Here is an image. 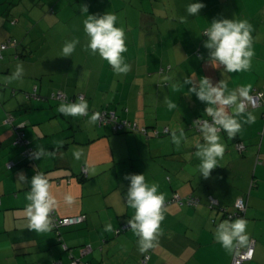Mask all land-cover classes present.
Returning a JSON list of instances; mask_svg holds the SVG:
<instances>
[{"label":"crops","instance_id":"crops-1","mask_svg":"<svg viewBox=\"0 0 264 264\" xmlns=\"http://www.w3.org/2000/svg\"><path fill=\"white\" fill-rule=\"evenodd\" d=\"M188 2L0 0V46L9 39L21 43L6 50L0 60V264H72V258L78 264H140L138 237L131 230L115 233L134 215L124 198L129 186L124 177L134 174H145L149 183L158 184L165 203L174 196L197 200L196 205L164 207L162 232L157 246L149 249V264H233L237 249L222 248L214 230L223 221L241 217L248 221L249 242L240 248L254 245L253 259L244 264H264V106L247 110L255 122L244 123L235 138L220 133L225 154L205 179L199 176L195 155L203 137L193 124L211 116L205 112L206 103L190 96L184 84L186 78L197 83L207 78L213 85L223 79L222 69L212 67L203 47L207 37L201 34L207 23L246 19L252 25L255 55L249 71L231 74L228 87L251 85L250 95L264 91V0H198L205 5L199 17L186 16ZM85 7L89 15H117V26L127 36L124 55L130 70L116 74L94 55L103 61L102 69L91 72L98 85L80 92L89 110L115 113L120 120L147 129L146 135L115 132L111 125L91 122L90 115L74 121L57 111L63 102L53 97L61 93L79 100L76 88L81 81L74 82L71 76L87 73L70 72L69 64L61 62L67 58L60 57L64 42L74 38L86 50ZM17 65L24 68L23 79L10 81ZM86 76L90 78V71ZM101 76L109 77L107 86H100ZM99 90L101 102H96ZM33 93L39 97H27ZM165 97L179 108L168 110ZM234 107L229 109L233 115ZM237 118L243 122L246 114ZM179 128H184L187 142L177 146L171 131ZM20 133L33 153L43 147L52 155L24 158L25 146L16 143ZM238 143L244 151L238 150ZM37 169L60 200L54 211L58 217H86L82 224L61 228V236L53 229L47 233L29 229L24 209L30 186L20 187L17 181L20 173L30 180ZM67 191L76 197L71 206L62 200ZM240 198L246 201V212L230 217ZM109 224L112 230L106 231ZM88 246L92 251L82 255Z\"/></svg>","mask_w":264,"mask_h":264},{"label":"clouds","instance_id":"clouds-1","mask_svg":"<svg viewBox=\"0 0 264 264\" xmlns=\"http://www.w3.org/2000/svg\"><path fill=\"white\" fill-rule=\"evenodd\" d=\"M205 5L198 0H189L185 12L187 17H199L200 11ZM86 14L83 21L84 32L87 36L86 48L91 54L99 56L106 61L116 74H126L130 66L126 62L125 53L127 48V36L123 27H118L116 14L106 12L103 15H89L87 8H82ZM184 19V18H181ZM207 39L203 41V47L208 51V62L213 68H221L223 79L213 85L204 78L201 82H194L191 78L184 80L185 86L191 95L206 103L205 112L211 116L208 120H197L199 131L203 137V143L197 144L195 155L199 158V176L207 179L213 170L218 167L219 161L224 157L225 144L221 141L220 133L223 131L229 138H235L241 133L243 124H252L256 117L247 111V102L253 107L256 99L250 95L251 85L241 86L229 90L228 81L232 79L231 74L242 73L250 70L252 58L255 55L253 49L252 25L246 19L237 21L229 19H213L207 23L202 34ZM80 44L78 38L65 41L60 57L71 58ZM24 76V68L17 65L16 70L11 74L9 80H21ZM168 110L178 109V104L165 97ZM234 107L235 115L229 109ZM57 111L65 118H73L74 121L90 114L89 103L86 99L80 98L75 102L60 103ZM243 122L237 117L244 116ZM101 114H91V122L100 119ZM171 141L180 146L187 142L184 128L171 131ZM45 148L41 147L32 154L35 160H41L51 156ZM77 159L80 153L74 154ZM129 182L126 196L127 206L134 210V215L127 221L130 230L138 237V245L141 253L147 252L157 246L158 238L161 235V224L165 219L164 205L165 195L159 191V185L149 183L145 174H134L124 177ZM25 183L30 186L27 192L29 203L24 209L29 221V229L37 233H47L53 228L51 214L60 206V200L52 191V184L43 172H38L30 180L23 173L18 174L17 184L24 187ZM65 205L71 206L75 203L76 197L71 191L62 194ZM65 220L64 223H69ZM248 221L244 218H237L234 221H223L215 227L214 239L222 248L231 252L234 249L243 247L249 242L247 232ZM111 231L109 224L105 228ZM253 251L249 248L246 257L251 259Z\"/></svg>","mask_w":264,"mask_h":264},{"label":"built area","instance_id":"built-area-1","mask_svg":"<svg viewBox=\"0 0 264 264\" xmlns=\"http://www.w3.org/2000/svg\"><path fill=\"white\" fill-rule=\"evenodd\" d=\"M13 44L15 45L16 42L14 41ZM6 49H7L6 44L1 46V51H4ZM2 58L3 57L0 53V59H2ZM251 96H253L256 99V104L253 107L251 104H248L247 102H245L247 104V110L257 109V108L264 106V91L263 92H261V91L255 92V93L251 94ZM27 97L28 98L35 97V93L27 95ZM58 97H59V99H63V95L61 93H59ZM80 98H84V97L79 96V99ZM100 114H101L100 119H99L100 124L101 125H111L112 129L115 132H119V133L140 132V133H143L145 135L148 134L147 129H145V128L140 129L136 123H132V122L127 121V120H120L115 113L101 112ZM211 119L212 118L196 119L195 121H197V120H200V121L208 120L209 122H211ZM12 121H13V118L11 116L8 117V122H12ZM195 121H194L193 127L196 131L200 132L199 131V125L196 124ZM166 132H167V130H166ZM154 135L157 136L158 131H154ZM16 143L25 146V151L23 153L25 157H32L33 150H31L28 147L29 142L24 139V134H21V133L18 134V138H17ZM237 148L241 152L245 150V146L242 143H238ZM11 167H12V165L10 166V168ZM86 174H87V170L85 168H83L82 175L86 176ZM173 203H179V204L186 203L188 205H196L197 200L195 198H189V199H186L184 201V199H182L178 196H174L170 201L165 203L164 207L169 206ZM246 208H247L246 201L243 198H240V199H238V201L235 204V212L229 216L230 217L242 216L246 212ZM51 216H52V224H53L54 229H59L61 227H67V226L82 224L86 220V217L84 215L83 216H76V217L60 218L55 214V212H53L51 214ZM65 220H69L70 222L64 223ZM128 230H130V226L128 225L127 222H125L119 229H117L115 231V233L117 235H119V234H121L125 231H128ZM249 248H251L253 251V255H252L251 259H248L246 257V253L248 252ZM91 251H92V248L90 246L85 247L83 252H82V255L88 254ZM150 256L151 255H150L149 250L147 252L143 253V256L140 260V264H149ZM253 256H254V245H249L245 249L237 248L235 255H234V259H233V264H244L245 262L252 260ZM78 263H79L78 259L72 260V264H78ZM53 264H63V263L61 261H56Z\"/></svg>","mask_w":264,"mask_h":264},{"label":"rangeland","instance_id":"rangeland-1","mask_svg":"<svg viewBox=\"0 0 264 264\" xmlns=\"http://www.w3.org/2000/svg\"><path fill=\"white\" fill-rule=\"evenodd\" d=\"M62 63H66L69 64L68 68L69 71L72 73H76L78 70H81V72L87 71V73L90 71V78L87 77V73H84L85 75H78V76H71L72 81H81V85L76 88V90H78L76 92V97L78 96H85V94L83 92H80L82 89L81 88H85L86 86L90 87V89L94 88L96 89V86L98 85L97 83V77L96 76H92L91 72L92 69L96 68L95 71H97L98 69H102L103 65L101 66V64L103 63L102 60L99 59H95L94 55L91 54L90 50H88L86 48V50L84 51V49H81L79 47V45L77 46V49L75 51V53L72 55V58L68 60V58L66 60H61ZM106 62V61H104ZM108 80L109 77L107 76H101V85L100 86H107L108 84ZM108 92V91H107ZM106 92V94H107ZM82 94V95H80ZM102 97V91L99 90L97 91V98L95 99L96 102H101L100 99ZM85 98V97H84ZM96 110V109H95ZM95 110H90V116L91 114L95 113ZM103 112V111H101Z\"/></svg>","mask_w":264,"mask_h":264},{"label":"trees","instance_id":"trees-1","mask_svg":"<svg viewBox=\"0 0 264 264\" xmlns=\"http://www.w3.org/2000/svg\"><path fill=\"white\" fill-rule=\"evenodd\" d=\"M16 42V44L14 45L13 44V42ZM4 44H6L7 45V49L6 50H8V49H10V48H13V49H16V48H18L19 47V45L21 44V43H19V41H17V40H15V39H9L6 43H4ZM4 44H2V45H4ZM1 45V46H2ZM1 46H0V53H1V55H2V59H0V60H4V52L6 51V50H4V51H1ZM34 94V93H33ZM58 95H59V93L58 94H56L54 97H53V99H56V100H59V101H62V102H75V101H73L74 99H70V97L68 98H66V95H64L63 94V99H59V97H58ZM35 96L38 98L39 96L38 95H36V93H35ZM84 97V96H83ZM76 101H78V99H76ZM11 115H9V117H10ZM12 117V116H11ZM28 141V140H27ZM29 142V141H28ZM32 150V149H31ZM25 151V150H24ZM24 151L22 152V155H23V157L24 158H27V159H33L32 157H25L24 156ZM38 172H40V170H36V173H38ZM74 226V225H73ZM68 227V226H67ZM61 228H63V227H61ZM61 228H59V229H54V227L52 228L53 230H55V231H57V233H58V236H61V232H60V229ZM142 256H143V254H142ZM142 258V257H141ZM56 262V261H55Z\"/></svg>","mask_w":264,"mask_h":264},{"label":"water","instance_id":"water-1","mask_svg":"<svg viewBox=\"0 0 264 264\" xmlns=\"http://www.w3.org/2000/svg\"><path fill=\"white\" fill-rule=\"evenodd\" d=\"M72 259H76V258H72Z\"/></svg>","mask_w":264,"mask_h":264}]
</instances>
